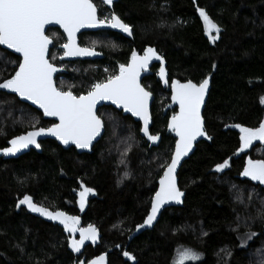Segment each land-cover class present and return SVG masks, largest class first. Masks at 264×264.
I'll return each instance as SVG.
<instances>
[{"label": "trees", "instance_id": "trees-1", "mask_svg": "<svg viewBox=\"0 0 264 264\" xmlns=\"http://www.w3.org/2000/svg\"><path fill=\"white\" fill-rule=\"evenodd\" d=\"M197 6L220 27L215 42L205 34ZM114 12L133 26L132 41L111 32L84 33L81 44L99 35L103 45L96 49L103 58L62 64L67 71L56 76V85L86 94L91 84L115 75V63H126L132 49L141 53L145 47L155 48L164 58L169 83L176 79L199 84L208 77L203 119L212 138L199 142L178 172L183 206L166 209L154 225L136 229L147 216L175 141L166 131L167 120L176 112L170 91L152 75L142 84L155 97L150 126V133L158 134L154 143L140 137V125L132 118L103 107L98 114L104 133L91 153L63 150L46 140L40 143V153L31 150L0 160V264H73L75 258L87 262L100 255L104 264H174L182 248L200 254L199 260L185 264H262L264 215L258 212L264 209V185L240 172L247 160H264V143L238 153L240 134L233 125L254 128L264 121V0H118ZM48 34L54 42L49 58L58 64L57 46L65 39L56 29ZM0 56L2 82L18 66L10 61L19 58L1 48ZM96 63L101 65L98 72ZM107 66L111 71L105 73ZM52 123L15 96L0 93V149L15 135ZM225 159L228 167L217 173L214 166ZM81 183L94 191L79 225L96 226L98 239L85 241L74 257L68 239L76 238L59 221L18 208L17 201L28 194L50 211L77 216L68 205L76 202L74 191L82 190ZM249 232L257 235L248 240ZM124 251L135 261L123 256Z\"/></svg>", "mask_w": 264, "mask_h": 264}, {"label": "snow or ice", "instance_id": "snow-or-ice-1", "mask_svg": "<svg viewBox=\"0 0 264 264\" xmlns=\"http://www.w3.org/2000/svg\"><path fill=\"white\" fill-rule=\"evenodd\" d=\"M104 4L111 6L113 0H103ZM197 4V0H193ZM203 24L205 34L210 42H215L221 29L213 22L209 14L202 7L197 6ZM59 25L67 34V43L61 45L64 56H92L96 53L92 48L79 47L76 42V33L82 28H96L101 26L119 29L121 32L133 35V26L126 23L119 15L113 12L110 17L101 19L93 0H0V45L13 50L19 54L18 61H10L16 65L14 74L10 78L0 82V90H6L20 97L21 100L31 101L43 111L45 117H55L59 121L50 127H32V130L15 135L7 141L8 147L0 149L4 155H15L21 149L34 145L40 148L37 138L43 135L54 136L64 145L73 144L77 149H88L93 140L102 134L104 121L102 116L97 114L96 106L98 101L108 100L117 107H123L132 116L138 117L142 122L140 132L149 141H157L158 134L153 135L149 130V98L152 95L141 87L138 77L141 71L147 70L149 62L153 59L160 61L158 75L165 84V64L163 57L153 47H145L143 55H138L134 49L126 64H119V73L110 75L107 80L91 84L86 94L76 95L73 91H65L57 88L54 83L53 74L58 71L57 66L47 58L50 40L45 35V25ZM217 33L212 35L211 33ZM4 59L0 56V60ZM209 85L208 77H205L199 84L192 80L181 83L179 80H171V98L179 106L168 120V129L175 133V146L171 152L170 161L162 166L163 174L159 177V187L151 197V208L142 224H137L136 229L145 226H152L157 219L161 207L168 202L182 203L184 193L178 186L177 168L181 159L189 154L193 148V141L197 137L207 135L202 118L201 106L205 101V93ZM264 104V97H261ZM240 130V147L237 151L247 148L254 140L264 142V121L258 127L249 128L240 124L233 125ZM131 145L124 150L122 155H127ZM121 163H124L122 160ZM229 165L225 159L217 163L214 170L221 173ZM128 175L127 172L124 173ZM241 177H247L264 185V160H247ZM77 203L83 210L85 199L94 190L84 183L80 185ZM235 187V185H233ZM252 194L249 193V200ZM21 205L34 213L47 217L52 221H59L65 232H79V239H68V247L74 253L81 251L85 241H97L98 230L96 226L89 224L87 228L79 227L80 218L70 216L64 211H50L48 207L34 202L33 197L25 194L17 201V207ZM264 215V209L258 212ZM114 227H117L114 225ZM257 233L246 234L250 240ZM246 241L242 240L241 247ZM117 247H120L117 245ZM229 256L231 252L227 253ZM129 261H135V257L128 251L123 252ZM200 254L189 248H182L174 264H185V261H196ZM105 257L100 255L88 260L87 264H104ZM81 264H84L81 261ZM264 264V262H262Z\"/></svg>", "mask_w": 264, "mask_h": 264}, {"label": "water", "instance_id": "water-1", "mask_svg": "<svg viewBox=\"0 0 264 264\" xmlns=\"http://www.w3.org/2000/svg\"><path fill=\"white\" fill-rule=\"evenodd\" d=\"M99 1L102 2V3L104 4L103 0H99ZM117 1H118V0H113V3H112L111 6L106 5V4H104V5H106V7H107L109 10H113V4H114L115 2H117ZM49 28H55V29H58V30L63 34V36H64V38H65V40H66L65 43H67V34L63 32V29H61L59 25H56V24H48V25H45V35H46V31H47V29H49ZM98 31H110V32L117 33V34L121 35V36H122L124 39H126V40H130V41H131V40L133 39V35H132V36H129L128 34L121 32L119 29H113V28H111V27H107V26H101V27H96V28H82V29H80V30L76 33V37H75L78 46L81 47V46L79 45V38H78L79 35H80L81 33H95V32H98ZM46 36H47V35H46ZM49 40H50V42H51L50 45H49V50H50V48H51L52 45H53V41H52L50 38H49ZM0 48L3 49V50H6L7 52H9V53H11V54H13V55H15V56H17V57L19 58V54H18V53H15V52H14L13 50H11V49H7L6 46H4V45H0ZM61 49H62V48H61ZM154 49H155V48H154ZM133 50H134V49H133ZM133 50H132V51H133ZM135 50H136V49H135ZM62 51H63V49H62ZM93 51H94L96 54H95V55H92V56H67V57H66V56H64L63 53H62V56L59 58V62H63V61H65V62H69V61H87V60H89V61H96V60H101V59L103 58L102 53H100V52H98V51H96V50H94V49H93ZM136 51H137V50H136ZM131 53H132V52H131ZM131 53H130V55H129V57H128V60H129V58H130V56H131ZM137 53H138V55H143V54H144L143 51H142L141 53L137 51ZM48 55H49V51H48V53H47V58H48ZM163 60H164V58H163ZM127 62H128V61H127ZM164 64H165V72H166V79H167L168 74H167V70H166V62H165V60H164ZM154 65H157V66H158V68H157V70H156V72H155V77H156V79H157L158 81H160L161 86H162L163 88H168V89H169V91H170V102H171V106H172L173 108L176 109V112H178V111H179V106H178L177 104H175V103L172 101V98H171V84H169V83L165 84L163 81H161V79H160V77H159V75H158V72H159V69H160V66H161L159 60L153 59L152 61L149 62V66H148L147 70L141 71V73H140V75H139V77H138V82L140 83L141 87H143L146 91H148V90L142 85V80H143L144 78L149 77V76H151V75L153 74V72L151 71V68H152ZM118 66H119V65H118ZM118 66H117V74L119 73V67H118ZM17 67H18V66H17ZM57 68H58V71H57L56 73L53 74L54 83H55V77H56L58 74H59V75H62V74H64V73L66 72V71H65L64 69H62V68H59V67H57ZM14 72H15V71H14ZM13 74H14V73H13ZM167 81H168V79H167ZM181 83H183V82H181ZM55 85H56V84H55ZM209 91H210V85H208V88H207L206 93H205V101H204V103H203L202 106H201L202 118H203V110H204L205 104H206V102H207V98H208V95H209ZM149 92H150V91H149ZM0 93H5V94H8V95L15 96V97H16L21 103H24V104H26L27 106H29L30 108H32V109L38 111V112L42 115V119L45 120V121H51V122H53V123H58V122H59V121L57 120V118H55V117H45V116L43 115V111H42L41 109H39L38 106L32 104L31 101L21 100L20 97L16 96L14 93H10V92H8V91H6V90H0ZM150 93H151V92H150ZM151 94H152V93H151ZM154 99H155V97H154V95L152 94V95L150 96V98H149V102H148V103H149V130H150V126H151V124H152L151 106H152V104H153V102H154ZM104 106L113 108V109L116 110L117 112H120L123 116H129L130 118H132V120H133L135 123H138V124L140 125V127L142 126V122L139 120L138 117H134V116H132V114H131L130 112L125 111L123 107H117V106L114 105L111 101H108V100H102V101H98V102H97V106H96L97 114H98V109L101 108V107H104ZM170 118H171V117H169V119H170ZM169 119H168V120H169ZM168 120H167V124H166V131H167L168 134H171L172 137H173V139L175 140V139H176V137H175V133L169 131V129H168ZM203 121H204V119H203ZM53 123H52V124H53ZM52 124H51V125H52ZM51 125H49L48 127H50ZM48 127H46V128H48ZM204 127H205V123H204ZM103 133H104V127H103V129H102V134L99 135L96 139L93 140L92 144L90 145V148H88V149H77V148L75 147V145H73V144L64 145V144L60 143V141H58L54 136L47 135V134L38 137V138H37V141H38V143L40 144V142H43V141H46V140H50V141H54V142H55L58 146H60L63 150H68L69 148H73V149L76 151V153H78V154H83V153L89 154V153H91V151H92V147L94 146V144H95L97 141L100 140V138L102 137ZM139 135H140L141 138H143V139H144L145 141H147L148 143H150V144L154 143L153 141H149V140L147 139V137L144 136L143 133L140 132V129H139ZM205 139H206V137H197V139H196L195 141H193V148H192V150L189 152V154H188L187 156H185V157H183V158L181 159V162H180V164L178 165V168H177V175H178V172H179V170H180L182 164H183L186 160H188L189 157H190V156L192 155V153L194 152L196 145H197L199 142L204 141ZM8 146H9V145H8V143L6 142V147H8ZM174 146H175V141H174ZM174 146H173V150H174ZM30 150L35 151V152H37V153H40V152H41V146H40V148H36L34 145H30L28 148L21 149V150H20L19 152H17L15 155H11V154H10V155H4L3 153H0V158H2L3 160L16 159V158L20 157L21 155L28 153ZM162 174H163V172H162ZM158 187H159V179H158V181H157V187H156V189H157ZM182 192H183V191H182ZM183 193H184V192H183ZM153 195H154V194H153ZM184 198H185V193H184V195H183L182 198H181V199H182V203L177 204V203H175V202H168V203L164 204V205L161 207L160 212H159L158 215H157V219L153 222V225L159 220L160 215H161V213H162L164 210H166V209H170V208H180V207H182V206H183V203H184ZM150 208H151V201H150V206H149V209H148V210H150ZM134 236H135V235H134ZM72 253H73V256H74V257H77L78 254H79L78 252H77V253H74L73 251H72ZM81 261H83L84 264H87V262H85L84 260L77 261L76 258L74 259L73 264H81Z\"/></svg>", "mask_w": 264, "mask_h": 264}, {"label": "flooded vegetation", "instance_id": "flooded-vegetation-1", "mask_svg": "<svg viewBox=\"0 0 264 264\" xmlns=\"http://www.w3.org/2000/svg\"><path fill=\"white\" fill-rule=\"evenodd\" d=\"M93 3L96 5V7H97V10H98V15H99V17L101 18V19H104V18H106V17H110V15L114 12V4H113V10H109L107 7H106V5H104L102 2H100L99 0H93ZM116 3V2H115ZM105 9H104V8ZM99 9H101L102 10V15L99 13ZM53 31V30H55V28H49V29H47V31H46V35L53 41V38H51L49 35L50 34H48V31ZM56 30H58V29H56ZM60 32V31H59ZM99 32H110V31H98V32H95V33H99ZM61 33V32H60ZM111 33H113V32H111ZM62 34V33H61ZM84 33H81L80 35H79V37L81 36V35H83ZM114 34H116V35H119V34H117V33H114ZM63 35V34H62ZM119 36H121V35H119ZM64 37V36H63ZM78 37V38H79ZM122 37V36H121ZM123 38V37H122ZM65 39V38H64ZM130 41V40H129ZM132 41V40H131ZM66 42V40L64 41V43ZM64 43H62V44H64ZM61 44V45H62ZM61 45H58L57 46V48H58V51L60 52V55L57 57V63L58 64H55L54 62H52V61H50V62H52V63H54L57 67H59V68H62V69H64L65 71H67L65 68H63V66H62V64H70V63H75V62H88L89 60H87V61H69V62H65V61H63V62H59V58L62 56V53H63V51H62V49H61ZM79 45L81 46V47H88L87 45H84V44H81L80 43V41H79ZM52 48H54V42H53V45H52V47L50 48V50H49V53H50V51L52 50ZM91 48V47H90ZM95 50V49H94ZM133 50V49H132ZM96 51H98L97 49H96ZM99 52V51H98ZM132 52V51H131ZM130 52V53H131ZM130 53H129V55H130ZM129 55H128V57H129ZM128 57H127V61H128ZM48 59L50 60V58H49V55H48ZM97 61V60H96ZM127 61H126V63H127ZM90 62V61H89ZM126 63H123V64H126ZM119 64H122L121 62H116L115 63V68H116V74H117V66L119 65ZM100 64L99 63H96V72H98V70H99V68H100ZM156 66V67H155ZM157 68H158V66L157 65H154L152 68H151V71L153 72V74L152 75H155V72H156V70H157ZM59 75V74H58ZM151 75V76H152ZM56 78V77H55ZM147 78V77H146ZM145 79V78H144ZM167 79H168V77H167ZM142 82H143V80H142ZM160 82V81H159ZM169 83V82H168ZM55 84H56V82H55ZM161 84V83H160ZM169 84H171V83H169ZM143 85V84H142ZM57 86V85H56ZM58 88V87H57ZM163 88V87H162ZM164 89H166V88H164ZM101 108H103V107H101ZM100 109V108H99ZM99 109H98V111H99ZM113 109V108H112ZM99 115V114H98ZM41 143V142H40ZM5 147H6V145H5ZM31 151V150H30ZM0 160H3L2 158H0ZM10 160V159H9ZM74 195H76V202H74V204H72V205H68V207H71V210L73 211V212H75V211H77L78 212V214H77V216L79 217V218H81L82 216H83V214H84V212H85V210H86V208H87V203H88V201H90V199L92 198V196H91V193H89L88 194V196L86 197V199H85V206H84V209L82 210L81 208H80V205L77 203V201H78V199H79V196H78V192L77 191H74ZM20 208H23V209H25V210H27L28 212H30V213H34V212H31L28 208H27V206H25V205H21L20 206ZM36 214V213H35ZM79 227H81V228H85V226L84 225H82V226H80L79 225ZM70 236H72V237H75L76 239H79V232H76V233H70Z\"/></svg>", "mask_w": 264, "mask_h": 264}, {"label": "rangeland", "instance_id": "rangeland-1", "mask_svg": "<svg viewBox=\"0 0 264 264\" xmlns=\"http://www.w3.org/2000/svg\"><path fill=\"white\" fill-rule=\"evenodd\" d=\"M212 35H215V32H213V33H211ZM84 42V41H83ZM84 44L86 45H90V46H92L91 48L92 49H95L96 50V48H98V47H101L103 44H102V41H101V38L99 37V35H96V36H94V37H92V38H90L88 41H87V43H85L84 42ZM110 44H111V46L113 47V48H116V43H115V41H113V40H111V42H110ZM89 47V46H88ZM90 48V47H89ZM60 55V54H59ZM95 67V66H94ZM111 68H109V66H107L106 68H104V72L105 73H108L109 71H111L110 70ZM261 102V101H260ZM262 104V103H261ZM262 105H264V104H262ZM237 130H238V132H239V134L241 135V133H240V130H239V128H237ZM254 143H259V144H263L264 142H262V141H260V140H254L247 148H245V149H243L242 151H239L238 153H240V152H246ZM177 258V257H176ZM186 262H189V261H185V263Z\"/></svg>", "mask_w": 264, "mask_h": 264}, {"label": "bare ground", "instance_id": "bare-ground-1", "mask_svg": "<svg viewBox=\"0 0 264 264\" xmlns=\"http://www.w3.org/2000/svg\"><path fill=\"white\" fill-rule=\"evenodd\" d=\"M104 107H106V106H104Z\"/></svg>", "mask_w": 264, "mask_h": 264}]
</instances>
